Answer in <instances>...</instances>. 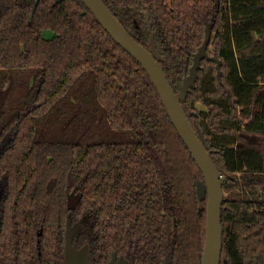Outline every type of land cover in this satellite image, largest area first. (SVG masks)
<instances>
[{
    "label": "trees",
    "instance_id": "16d2710c",
    "mask_svg": "<svg viewBox=\"0 0 264 264\" xmlns=\"http://www.w3.org/2000/svg\"><path fill=\"white\" fill-rule=\"evenodd\" d=\"M103 1L147 49L149 17L176 91L215 16L222 74L203 59L182 104L223 182L221 264H264V0ZM0 69V257L65 264L70 219L93 264H202L203 173L147 71L82 0H0Z\"/></svg>",
    "mask_w": 264,
    "mask_h": 264
},
{
    "label": "water",
    "instance_id": "95a60500",
    "mask_svg": "<svg viewBox=\"0 0 264 264\" xmlns=\"http://www.w3.org/2000/svg\"><path fill=\"white\" fill-rule=\"evenodd\" d=\"M61 2L63 0H57ZM86 6L96 16L104 29L119 43L128 53L140 62L147 71L152 82L156 86L159 94L166 106V109L194 160L203 173L204 180L197 182V190L201 198H207V222L206 238L202 258V264H221L223 249V225L222 207L224 202V189L221 174L213 161L209 150V143L204 133L198 134L193 127L183 101L196 86L198 70L201 68L203 59L213 61L216 64L218 76L222 74V60L217 54H210L208 51L212 40L213 27L216 21L215 16L206 23L205 38L198 51L194 54L193 63L182 81H178V91L169 82L166 73L161 65L164 59L156 46L155 35L152 23L147 16L146 23L150 33V49L140 44L131 33L126 30L114 13L103 0H82ZM79 200L77 197H69L68 208L74 209ZM79 223L72 224L69 219L65 238L64 258L65 264H93L89 244L77 247L74 243V236L79 230ZM0 264H9L0 257ZM108 264H131L124 256L112 254ZM164 264H170V255H166Z\"/></svg>",
    "mask_w": 264,
    "mask_h": 264
},
{
    "label": "rangeland",
    "instance_id": "374dc122",
    "mask_svg": "<svg viewBox=\"0 0 264 264\" xmlns=\"http://www.w3.org/2000/svg\"><path fill=\"white\" fill-rule=\"evenodd\" d=\"M54 35V32L52 31V30H44L43 31V36H45L46 38H50V37H52ZM254 39H257V40H261L258 36H255L254 35ZM3 74H5V71L4 70H2V69H0V84H1V82H2V76H3ZM197 108L200 110V111H205L206 109H205V107H203L201 104H197Z\"/></svg>",
    "mask_w": 264,
    "mask_h": 264
}]
</instances>
